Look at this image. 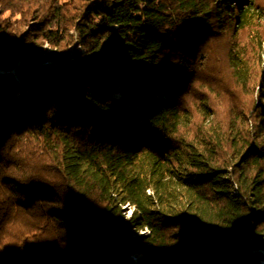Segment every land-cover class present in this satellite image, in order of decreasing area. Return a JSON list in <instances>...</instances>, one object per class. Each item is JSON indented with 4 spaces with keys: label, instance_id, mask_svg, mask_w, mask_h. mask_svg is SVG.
Wrapping results in <instances>:
<instances>
[{
    "label": "trees",
    "instance_id": "trees-1",
    "mask_svg": "<svg viewBox=\"0 0 264 264\" xmlns=\"http://www.w3.org/2000/svg\"><path fill=\"white\" fill-rule=\"evenodd\" d=\"M263 26L261 0H0V264H263Z\"/></svg>",
    "mask_w": 264,
    "mask_h": 264
},
{
    "label": "rangeland",
    "instance_id": "rangeland-1",
    "mask_svg": "<svg viewBox=\"0 0 264 264\" xmlns=\"http://www.w3.org/2000/svg\"><path fill=\"white\" fill-rule=\"evenodd\" d=\"M263 1V4H264V0H261ZM264 28V26H263ZM242 36L245 38V34L243 33ZM263 39H264V36H263ZM228 40L227 37L225 38H221V39H218V40H215L214 43H219V47L222 48L223 45H224V42L223 41H226ZM47 47V46H46ZM225 50V48H224ZM55 56V54L51 51V49L48 47V50L47 52L45 53V55L42 57V60L44 62H49L52 60V58ZM259 65H258V72L259 73V76H258V84H257V87H256V93L255 95L251 98V100L253 101V105H251V109L252 110V113L251 115H253V118L252 119H256V121H252V122H256L260 120L261 116L260 115H255V114H258V111H260L262 109V111L264 112L262 106H264V89H263V86H264V44H263V48H262V51H261V56H260V59H259ZM247 99H249V97L247 96L246 97ZM251 122V121H250ZM264 122V121H263ZM260 132H261V140L264 144V125H262L260 127ZM125 211H126V214L127 216H130L131 215V212H132V208L131 206H125L124 207ZM141 234H144L141 233ZM141 254L139 253H133L132 254V257L135 259V260H138L140 258ZM264 264V262H263Z\"/></svg>",
    "mask_w": 264,
    "mask_h": 264
}]
</instances>
